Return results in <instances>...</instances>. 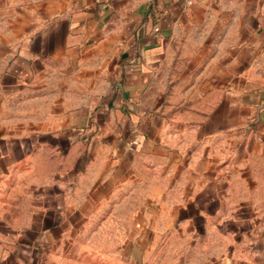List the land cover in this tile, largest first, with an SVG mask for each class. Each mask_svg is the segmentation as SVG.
I'll use <instances>...</instances> for the list:
<instances>
[{"label":"crops","instance_id":"obj_1","mask_svg":"<svg viewBox=\"0 0 264 264\" xmlns=\"http://www.w3.org/2000/svg\"><path fill=\"white\" fill-rule=\"evenodd\" d=\"M0 264H264V0H0Z\"/></svg>","mask_w":264,"mask_h":264},{"label":"rangeland","instance_id":"obj_2","mask_svg":"<svg viewBox=\"0 0 264 264\" xmlns=\"http://www.w3.org/2000/svg\"><path fill=\"white\" fill-rule=\"evenodd\" d=\"M176 112H177V111H176ZM93 117H94L93 122H94L95 124H97L99 121H100V123H101L102 121L107 120V113H105V112L99 110L97 113H93ZM97 131H99V129H98ZM101 131H103V129H101ZM154 194H155V192H153V195H154ZM138 195H139V196H144V195H145V194H144V191H140V190H139V194H138Z\"/></svg>","mask_w":264,"mask_h":264}]
</instances>
